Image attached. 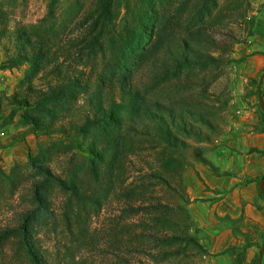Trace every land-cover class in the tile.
<instances>
[{
    "label": "rangeland",
    "instance_id": "374dc122",
    "mask_svg": "<svg viewBox=\"0 0 264 264\" xmlns=\"http://www.w3.org/2000/svg\"><path fill=\"white\" fill-rule=\"evenodd\" d=\"M55 1V24L40 22L47 15L50 0H0V9L5 13L9 30L16 26L48 28L46 24H50L53 29L60 26L58 30L63 35L58 36L53 46L59 56L57 65L83 70L85 81L96 82L111 66V54L86 60V52L79 54L69 44L83 31L78 20L91 8L93 0ZM225 1L220 0L219 5ZM242 3L244 17L230 27L233 39L217 38L225 45L219 68L186 67L163 80L151 77L148 64L131 70L137 86L147 90L150 96L167 103L198 104L202 110L213 112L216 131H207L206 140L185 138L191 148L179 153L183 166L176 173H163L145 139H140L134 153L128 152L122 158L120 172L114 171L110 177L100 173L96 180L83 173L86 192L97 203L79 210V221L72 212L70 224L64 221L66 197L59 189H53L52 218L37 233L38 244L50 264H205L206 253L191 242L195 234L192 208L202 203L198 195L207 190L198 171L207 165L199 161L196 153L207 160V167L215 174L227 175L230 192L236 189L252 196V202L264 215V198L258 188L259 180L264 178V113L256 91L264 71V0H243ZM130 6L137 7V0ZM118 9L117 21L122 19V22L116 30L121 33L123 17L129 19V15L125 14L124 4ZM121 44L117 42L114 52ZM4 45L3 37L0 38V172L4 177L0 178V229L16 225L19 214L30 208L32 183L40 179L30 158L61 137L30 133L21 111L6 106L7 97L23 90L28 65H3ZM52 65L38 74L33 87L45 88L54 83ZM188 79L193 81L191 88L184 87ZM260 93L264 102V80ZM75 102L71 105L76 106L78 115L88 105L86 95L82 94ZM68 113L63 111L64 122L73 118ZM64 143L68 144V140ZM90 158L78 149L60 150L52 155L48 166L56 176L66 178L79 165L87 167ZM156 172L163 173L167 183L160 182L154 175ZM222 190L209 199L210 205L227 191ZM158 203L168 207L170 218L156 225L151 218L157 214L154 207ZM137 207L140 208L136 212L130 211ZM258 226L248 233L249 241L254 240L258 248L254 259L264 244V225ZM154 236H176L177 240L161 244ZM16 249L15 244L8 242L2 250L0 264H27Z\"/></svg>",
    "mask_w": 264,
    "mask_h": 264
},
{
    "label": "trees",
    "instance_id": "16d2710c",
    "mask_svg": "<svg viewBox=\"0 0 264 264\" xmlns=\"http://www.w3.org/2000/svg\"><path fill=\"white\" fill-rule=\"evenodd\" d=\"M133 1L93 0L91 8L78 20L83 31L69 44L77 48L79 54L86 52V60L111 54H108L111 66L96 82L85 81L83 70L63 69L57 65L59 56L53 46L58 36L63 35L58 30L60 26L56 25V29L50 24H46L48 28L16 26L9 30L5 13L0 9V38L6 39L3 65H28L23 90L7 97L5 104L11 110L21 111V118L29 125L30 133L61 136L37 156H30L40 179L32 183L30 208L19 214L16 225L0 229V256L4 246L12 242L17 248L16 253L27 264H50L38 244L37 233L38 228L45 227L52 218L50 196L53 189H59L66 197L64 221L70 224L71 212L79 221V210L97 203L86 192L83 173L96 180L100 173L110 177L114 171L120 172L122 158L128 152L134 153L140 139L150 145L163 173H176L183 166L179 153L191 148L185 138L206 140L207 131H216L213 112L202 110L198 104L167 103L150 96L147 90L137 86L131 70L148 64L151 77L163 80L170 78L175 70L186 67L219 68L225 45L217 38L233 39L230 27L244 17L243 0H226L220 5V0H137V7L130 6ZM121 4H124L129 19L123 17L122 32L118 33L116 28L122 22V19L117 21ZM55 5L56 1L50 0L47 15L41 23H57ZM117 42L122 44L114 52ZM50 64H53L54 83L45 88L33 87L35 78ZM186 82L184 87L191 88L193 81L188 79ZM82 94L86 95L88 105L77 115L76 106L73 108L71 103L77 102ZM63 111H68L73 118L64 122ZM65 139L68 144L64 143ZM68 149L86 152L91 156L90 163L87 167L79 165L66 178L56 176L48 164L54 153ZM195 155L209 166L200 154ZM163 173L154 175L160 182L167 183ZM3 177L0 172V178ZM139 208H130V211L136 212ZM167 208L156 204L157 214L151 218L153 223L163 224L169 220ZM242 218L243 212L237 219L229 215L220 218L232 226L233 236L240 235L244 241L242 245L226 250L235 256L234 264H244L246 249L254 245L249 241L248 233L241 232L237 226ZM154 240L164 244L177 238L154 236ZM191 242L206 253L192 238ZM257 258L249 264H256Z\"/></svg>",
    "mask_w": 264,
    "mask_h": 264
},
{
    "label": "crops",
    "instance_id": "0c3cea01",
    "mask_svg": "<svg viewBox=\"0 0 264 264\" xmlns=\"http://www.w3.org/2000/svg\"><path fill=\"white\" fill-rule=\"evenodd\" d=\"M198 171L201 182L207 190L198 195L202 203L192 208L195 225L193 229L195 234H192V239L205 250V264H234L235 256L226 250L231 246H239L244 241L240 235L233 236L232 226L220 218L229 215L237 219L243 212V218L237 226L241 232L250 233L255 231L258 225H264V215L252 202V196L239 193L236 189L230 192L226 176L214 174L207 166L199 167ZM222 189L227 191L210 205L209 199L217 192L223 191ZM251 242L254 245L246 249L244 264H249L254 259L258 249L256 242L254 240ZM261 264H264V253Z\"/></svg>",
    "mask_w": 264,
    "mask_h": 264
},
{
    "label": "water",
    "instance_id": "95a60500",
    "mask_svg": "<svg viewBox=\"0 0 264 264\" xmlns=\"http://www.w3.org/2000/svg\"><path fill=\"white\" fill-rule=\"evenodd\" d=\"M263 80H264V71L261 74V76L259 78V81L257 83V86H256V91H257L259 105H260V108L262 109V111L264 113V102H263V99H262V96H261V93H260V87H261V84H262ZM258 188H259V191L261 192V194H262V196L264 198V178H261L259 180ZM263 253H264V244L260 248L256 264H261Z\"/></svg>",
    "mask_w": 264,
    "mask_h": 264
}]
</instances>
